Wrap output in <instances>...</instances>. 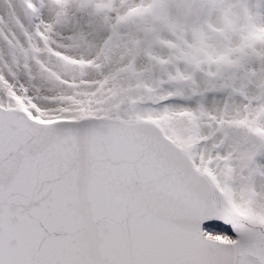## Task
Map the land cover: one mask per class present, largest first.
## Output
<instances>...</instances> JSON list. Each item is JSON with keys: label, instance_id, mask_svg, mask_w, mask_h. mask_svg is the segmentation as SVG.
Here are the masks:
<instances>
[{"label": "snow or ice", "instance_id": "6c2138e0", "mask_svg": "<svg viewBox=\"0 0 264 264\" xmlns=\"http://www.w3.org/2000/svg\"><path fill=\"white\" fill-rule=\"evenodd\" d=\"M0 264H264V0H0Z\"/></svg>", "mask_w": 264, "mask_h": 264}]
</instances>
